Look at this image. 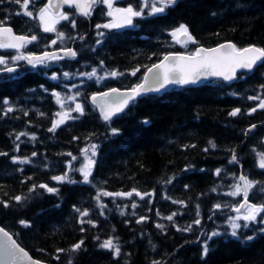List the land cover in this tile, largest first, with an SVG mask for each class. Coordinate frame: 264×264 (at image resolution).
Returning a JSON list of instances; mask_svg holds the SVG:
<instances>
[{
    "label": "trees",
    "instance_id": "trees-1",
    "mask_svg": "<svg viewBox=\"0 0 264 264\" xmlns=\"http://www.w3.org/2000/svg\"><path fill=\"white\" fill-rule=\"evenodd\" d=\"M46 3L34 0L28 10L36 17ZM116 5L143 8L144 16L136 17L133 26L106 29L96 27L111 19L103 4L95 7L89 19L68 10L70 19L57 28L64 33L61 41L57 32L45 34L38 18L16 15L23 12L20 4L0 2L3 26L40 38L28 44L26 52L70 47L76 51L75 58L62 57L35 67L14 59L15 52L3 54L6 64L0 69L17 65L20 71L0 76V153H7L0 155V201L8 204L0 203V226L33 258L47 264H264V232L259 231L264 224L244 228L245 221H236L242 225L239 239L231 237L229 226L230 218L237 216L234 209L244 201L243 191L229 195L237 185L242 189L241 175L254 184L249 203L264 204V169L259 166V154L264 153V109L259 107L264 100V63L239 75L232 85L215 80L150 95L107 123L90 103L95 93L135 87L147 69L169 53L192 54L199 47L227 41L238 48H264V0H178L152 16L141 0H118ZM181 24L197 43H176L170 33ZM52 40L57 43L53 45ZM137 68L136 75H131ZM93 70L96 77L89 79L85 74ZM113 71L122 75L112 77ZM65 72L70 78L64 77ZM53 93L60 94L63 107ZM76 103L83 106V115L73 110ZM10 106L14 110L7 112ZM237 108V116L229 115ZM64 111L68 119L49 132L59 120L57 113ZM144 120L149 123L145 125ZM253 125L256 128L246 137ZM21 132L26 135L17 140ZM92 144L97 146L95 164L90 183H84L78 169L84 166L83 150H90ZM233 151L238 162H230ZM14 157L30 163L13 162ZM65 174L76 183L52 179ZM40 184L58 191L50 193ZM33 186L35 191H30ZM133 189L154 195L144 199L135 192L130 198L100 195ZM16 196L24 199L17 202ZM217 204L221 207L215 208ZM84 210L89 215L81 217ZM173 212L177 215L172 221L165 219ZM197 219L199 225L194 223ZM189 226L191 231H185ZM213 231L221 235L209 240ZM248 235L255 239L246 241ZM108 239L119 245V256L100 247ZM81 240V249L72 251ZM204 243L209 248L207 256L202 255Z\"/></svg>",
    "mask_w": 264,
    "mask_h": 264
},
{
    "label": "snow or ice",
    "instance_id": "snow-or-ice-1",
    "mask_svg": "<svg viewBox=\"0 0 264 264\" xmlns=\"http://www.w3.org/2000/svg\"><path fill=\"white\" fill-rule=\"evenodd\" d=\"M2 2V0H0ZM9 2H14L17 4H20L21 8L23 9V12H17L16 15H26L29 18L39 19V22L42 26V29L44 32H57L56 25L62 21V20H69V15L63 13L60 11L62 5H68L69 7H76L79 9L80 14L87 17L91 14V10L93 6L96 4H103L107 7V15L110 17H113V21L111 23H106L103 25H97V28H106V29H120L128 26H133V18L135 17H143L144 12L143 8L141 10H135L132 6H128L126 8H119L114 7L115 0H47V4L43 7H41L37 13V16H33V12L28 10L29 4L34 3V0H9ZM178 0H152L151 2V9L148 13V15H156L159 13H164L166 8L173 7L177 4ZM149 0H143V7H148ZM157 4H160L161 6L157 7ZM71 26L75 28L76 24L73 20L71 22ZM100 35H103V33H99ZM170 35L174 38H176V43H182L183 46H186L188 43L195 44L197 41L192 36V34L189 32V29L186 25L181 24L178 28L173 30ZM185 37L186 39L181 42L179 37ZM57 38L61 41L64 39V33L63 32H57ZM37 37L35 35H32L31 37H28L26 35H16L13 33L12 29L10 27L3 26V21H0V48H12L19 50L20 48L26 46L29 43H32L33 41H36ZM51 43L54 45L56 44V40H52ZM66 56H69L71 58H75L76 52L72 50H66L65 52ZM61 57H58L55 53H47L45 52L42 56H16L14 59H24L29 64H32L33 67H35L37 64H45L46 61L49 60H57ZM264 62V48L255 47V46H249L244 48H238L235 44L227 43V44H221L217 48L212 49H205L203 47H199L195 50L194 53H192L189 56H180V55H174L169 54L164 56L163 60L160 63L154 64L151 68H148L147 71L149 73H153L155 78L159 81L158 87H145V83H141L136 85V87L132 88L130 90V93H120L118 89L112 88L109 92H103L100 95L102 97H110L113 93L117 94L119 96V101L115 104L114 107L105 104L101 107V111L103 114V119L108 122L112 119V116L123 112L124 108L127 107L129 100H134L136 97L142 95L145 92L150 91H160V89L164 88L167 84H196L198 83L202 78L206 79L209 76H216L221 77L225 81H232L237 78L236 73L238 69H246L248 71H252L254 67L258 64ZM6 64V61L4 58L0 57V65ZM8 72L15 71L14 68L8 67ZM139 71V68L132 71L131 75H136V72ZM65 78H70L69 73L65 72L64 74ZM85 75L88 76L89 79H92L93 77H96V71L93 70L90 74L86 73ZM112 77H116L118 75H122V73H117L113 71L110 74ZM53 80H56L57 77L54 75L52 76ZM102 79V78H98ZM144 81H148V76L144 77ZM54 96L57 98V103L61 104V107H63V104L61 103V98L59 93H53ZM249 99H260L259 97H248ZM70 99L75 100V97H71ZM91 100L93 103H96L98 100V97L96 95H93L91 97ZM5 104H8L9 102L7 100L4 101ZM99 106V105H98ZM259 107L261 109H264V100H260ZM105 108H107V111H105ZM14 109L10 106L7 108V112H12ZM74 111L79 112L81 115H83V106L79 103L75 105ZM252 112L256 111V108H253L251 110ZM240 112V109L237 108L233 110L229 115L231 116H237ZM27 115V113H25ZM57 116H60L61 119L56 120L53 122L52 127L48 129L49 132H55L57 127L65 123V120L68 118V113H57ZM143 123L147 125L149 123L148 120H144ZM252 127H255L253 125ZM112 133L118 134L117 129H112ZM26 133L21 132L16 136V139L19 140L20 136H24ZM31 139L35 140L36 137L33 135ZM212 146V148H215L216 145L214 142H209ZM96 145L92 144L90 145V148L92 150V157L96 155ZM192 147H195V145H192ZM16 151H19V145L16 146ZM205 151H208V149H204ZM85 154L89 151L88 148L83 150ZM0 155H7V153H0ZM35 155V153H33ZM68 155H71V153H68ZM261 156L260 160V168L264 169V153L259 154ZM88 163L85 164L82 168L78 169L79 172L83 175V182L84 183H90L89 177L91 176V167L95 164V160L91 157H86ZM75 159V157H73ZM13 162H18L20 164H27L30 163L27 159H17L14 157ZM230 162H238L237 157L235 155V152L233 151V155ZM22 171V169H21ZM220 169H217L216 174L219 175ZM52 179L56 180L57 182L63 183H76L74 180H68L67 175L64 176H54ZM240 180L244 181V188L241 189L239 185L235 186L236 191L229 193V195H239L241 191L244 193V203L240 204L239 207L235 208L234 211H236L238 214L241 212V209H245V213L243 215H237L235 218H230L229 220V226L232 229L230 235L233 238L239 239L238 230L242 227L240 223H237L238 220L245 221L243 227L248 228L250 223H261L264 224V216L261 214L264 213V204L262 205H255L250 204L248 202V190L251 189L254 184L252 181H249L246 177L241 176ZM171 183V180L168 181ZM35 187L33 186L30 191H35ZM38 187L46 189L48 192L53 193L57 192L58 189L48 187L46 184H40ZM215 191V189H213ZM133 192H135V195L140 197V199H144L145 196H152L154 193H140L133 189L132 192L128 193H111V192H102L100 195L103 196H118V197H127L130 198L133 195ZM167 198V197H165ZM14 199L17 202H20L22 197L16 196ZM97 201H99L100 196L98 195L96 197ZM0 203L3 204L4 207H8V204L4 201H0ZM172 203H180L183 204L182 201H175L173 200ZM99 207L105 208L107 205L100 204ZM127 207V206H125ZM132 207L135 208L136 204L133 203ZM199 206H197L198 208ZM221 206L219 204L215 205V208H220ZM77 212H80V209H76ZM81 217L88 216L89 213L87 210H84L80 213ZM103 214V213H101ZM124 213L121 212V215ZM159 214V213H158ZM177 215V213L173 212L171 215L165 217V219L172 221L173 218ZM197 215H199V212H197ZM259 218V219H258ZM143 220V218H141ZM92 223V221H84L81 220V223ZM138 223L141 221H137ZM22 225L25 227H30L31 225L26 221H20ZM195 224L199 225L200 220L197 219L194 221ZM159 228H163L162 225H157ZM83 231V229H81ZM181 229L177 228V231H180ZM185 231H191V226L184 229ZM259 231L264 232V228L259 229ZM221 233L217 231H213L209 236L208 239L211 240L212 237L219 236ZM6 238V239H5ZM255 237L253 235H248L245 237L246 241H252ZM84 241L81 240L79 243H76L72 247V251H77L81 249V246L83 245ZM100 247L106 248L109 250L114 251V254L116 256H119L120 254V248L119 245L114 244L111 239L105 240ZM58 252L65 251L64 249H58ZM209 252L208 244L204 243L202 248V255L207 256ZM17 253H22L24 257H27L28 260L32 262V264H41L40 261L33 260L31 256L28 255L27 252L24 251L23 248H20L18 244H16L15 240L12 239V237L9 235L7 231H5L3 228H0V255H9V256H16L17 259L19 257L17 256ZM59 257H57L58 259ZM69 264H71V261H69ZM154 264H158V262H154Z\"/></svg>",
    "mask_w": 264,
    "mask_h": 264
},
{
    "label": "water",
    "instance_id": "water-1",
    "mask_svg": "<svg viewBox=\"0 0 264 264\" xmlns=\"http://www.w3.org/2000/svg\"><path fill=\"white\" fill-rule=\"evenodd\" d=\"M142 1H143V0H142ZM149 1H152V0H149ZM54 2H55V0H54ZM96 5H97V4H96ZM96 5H95V6H96ZM95 6H93V8H92V10H91V13H92V11H93V9H94ZM65 7H69V6H68V5H62L60 11L63 12V10H64ZM70 8H75V9L77 10L78 15H79L81 18L88 19L89 16H90V15H89V16L85 17V16L81 15L79 9H77L76 7H70ZM11 29H12V28H11ZM12 31H13V29H12ZM13 33H14V31H13ZM14 34H15V33H14ZM179 39L181 40V42H183L186 38L183 37V36H181V37H179ZM227 43L235 44V43H233V42H231V41H227V42H224V43H222V44H227ZM181 44H182V43H181ZM220 45H221V44H219V45H217V46H214V47H212V48H217V47H219ZM248 47H249V46H248ZM255 47H257V46H255ZM23 48H24V47L20 48L19 50H17V49H14V50L20 51V50H23ZM203 48H205V49H212V48H206V47H203ZM68 50H69V49H68ZM70 50H72V51L75 52L74 48H71ZM65 52H66V50H58V51L48 52V53H50V54H51V53H55L57 56H58V55H60V56H66V55H65ZM169 54L180 55V56H189V55H191V54H186V53H181V52H179V53H169ZM169 54H167V55H169ZM42 55H43V54L38 55V56H42ZM66 57L71 58V57H69V56H66ZM162 60H163V59H162ZM162 60H161V61H162ZM161 61H159L158 63H160ZM262 63H264V62L258 63V64L254 67V69H253L252 71H248V70H246V69H238V70H237V73H236L237 78L234 79V80H232V81H225V80H223L221 77L209 76V77H207L206 79L202 78V79H201L198 83H196V84H187V85H186V84H176V83H172V84H167L164 88L160 89V91H150V92H145V93H143L142 95L136 97L134 100H129L127 107L124 108V111H123V112H120V113H118V114H116V115H114V116H112V119H111V120L116 119L117 117L123 115V114H124L129 108H130L131 104H133V103H135V102H137V101H139V100H141V99H143V98H146V97H148V96H150V95H159V94H162L163 92H165V91H167V90H169V89H171V88H173V87H176V86H181V87H200V86H202V85H204V84L210 83V82L215 81V80H222V81H224L226 84L232 85V84H234V83L237 81V79H238V77H239L240 74H242V73H247V72H248V73H249V72H253V71L256 70V69H257ZM27 64H28V65H32V64H29L28 62H27ZM156 64H157V63H156ZM152 66H153V65H152ZM152 66H151V67H152ZM151 67H150V68H151ZM14 69H15V71H13V72H8L7 69H6V70H3V71H0V75H1V74H12V73H16V72L19 70V68H17V67H15ZM145 76H148V81H147V82L144 81V77H145ZM144 77H143V80H142L141 83H145V87H153V88H155V87H158V86H159V81L155 78V76H154L153 73H149L148 71H146ZM141 83H140V84H141ZM111 89H112V88H111ZM111 89H108V90H105V91H102V92H99V93H95V94H93V95H96V96L98 97V100H97L96 103H93L92 100H91V97H92L93 95L90 97V103H91L94 107H96V109L98 110V112H99V114H100V116H101L102 118H103V114H102V111H101V107H100V106H104L105 104H107V105H110V106L114 107L115 104L119 101V96H118L117 94H115V93H113L110 97H102V96L100 95V94L103 93V92H109ZM116 89H118L120 93H125V94H127V93H130V90H131L132 88H130V89H120V88H117V87H116ZM98 105H99V106H98ZM105 111H107V108H105ZM103 120H104V119H103ZM111 120H110V121H111ZM104 121H105V120H104ZM105 122H106V121H105ZM108 122H109V121H108ZM106 123H107V122H106ZM255 128H256V126H255V127H251V128H249L248 131H247V133H246V137H248V136L250 135V133H251ZM241 176H243V175H241ZM240 183H241V185H242V188H244V181L240 180ZM249 193H250V191L248 190V196H249ZM243 196H244V193H243ZM248 202H249V201H248ZM243 203H244V201L242 202V204H243ZM244 211H245V209H241V212H240L239 214L243 213ZM234 212L237 213L236 211H234ZM237 214H238V213H237ZM0 228H3V227L0 226ZM3 229H4V228H3ZM4 230H5V229H4ZM5 231H7V230H5ZM7 232H8V231H7ZM8 233H9V235L12 237V239L15 240L16 244H18V245L20 246V248H23V247L18 243V241L15 239V237H14L10 232H8ZM5 239H6V238H5ZM23 249H24V248H23ZM24 251L27 252L29 256H31V254H30L26 249H24ZM17 256L19 257V259H17L16 256L0 255V264H32V262H31L30 260H28L27 257H24L22 253H17ZM31 257H32V256H31ZM32 259H33V260H37V259H35V258H33V257H32ZM37 261H39V260H37ZM40 262H41V264H47V263L42 262V261H40Z\"/></svg>",
    "mask_w": 264,
    "mask_h": 264
},
{
    "label": "flooded vegetation",
    "instance_id": "flooded-vegetation-1",
    "mask_svg": "<svg viewBox=\"0 0 264 264\" xmlns=\"http://www.w3.org/2000/svg\"><path fill=\"white\" fill-rule=\"evenodd\" d=\"M68 10H73V8L65 7L64 10H63V13L69 15V19H70V14H69V11H68ZM66 22H68V20H66V21H65V20L60 21V22L56 25V29H57L59 26H61L63 23H66ZM33 30H36V28L34 27ZM47 33H48V34H54L55 32H52V33L47 32ZM45 34H46V33H45ZM45 34L42 32L41 35H45ZM16 35H23V34H16ZM28 36H29V35H28ZM30 37H31V36H30ZM36 37H37V39H40L38 36H36ZM34 42H35V41H33L32 43H34ZM56 43H57V41H56ZM29 44H31V43H29ZM27 45H28V44H27ZM27 45L25 46V48H24L23 51H17V50H14V49H12V48H0V57H2V58L5 59V57L3 56V54H4V53H8V52H12V53L16 52V53H17L16 56H20V55H24V56H29V55H30V56H38V55L44 53V52H41V53H40V49H39V50L36 49V50H35L36 53H34V50L28 53V52H26ZM54 45H55V44H54ZM60 49H68V48H60ZM35 54H36V55H35ZM61 58H62V57H61ZM18 61L25 63V66H27V64H26V60H24V59H18ZM37 65H39V64H37ZM7 66H9V65H6V67H7ZM14 66H17V65H14ZM28 67H30V66H28Z\"/></svg>",
    "mask_w": 264,
    "mask_h": 264
},
{
    "label": "rangeland",
    "instance_id": "rangeland-1",
    "mask_svg": "<svg viewBox=\"0 0 264 264\" xmlns=\"http://www.w3.org/2000/svg\"><path fill=\"white\" fill-rule=\"evenodd\" d=\"M118 0H115V2H114V7H118L117 5H116V2H117ZM157 7H159V6H157ZM120 8V7H119ZM126 8V7H125ZM144 8H146V7H144ZM147 8H149V9H151V5H148V7ZM108 10V9H107ZM136 10V9H135ZM136 18V17H135ZM135 18H133V20L135 19ZM113 21V17H111V19H110V21H109V23H111ZM59 119H61V117H59ZM68 119V118H67ZM66 119V120H67ZM65 120V121H66ZM96 156V155H95ZM95 156L94 157H92V150L90 149L88 152H87V154H85V161H84V165L85 164H87L88 163V161H87V158L86 157H91L92 159H94L95 160ZM91 167V173H92V171H93V168H94V165H92V166H90ZM245 213V212H244ZM243 213V214H244ZM243 214H237V215H243Z\"/></svg>",
    "mask_w": 264,
    "mask_h": 264
},
{
    "label": "bare ground",
    "instance_id": "bare-ground-1",
    "mask_svg": "<svg viewBox=\"0 0 264 264\" xmlns=\"http://www.w3.org/2000/svg\"><path fill=\"white\" fill-rule=\"evenodd\" d=\"M202 46H203V44H202ZM36 49H37V48H36ZM36 49H35V50H36ZM41 49H42V48H41ZM35 50H34V53H36ZM15 53H16V52H15ZM40 53H41V52H40ZM6 55H7V54H6ZM35 55H36V54H35ZM7 56H8V55H7ZM29 56H30V55H29ZM228 85H229V84H228ZM202 86H203V85H202ZM141 100H142V99H141ZM76 104H77V103H76ZM64 112H65V111H64ZM119 117H121V116H119ZM111 148H112V147H111ZM113 148H114V147H113ZM99 159H100V158H99ZM238 233H240V232H238ZM248 233H249V232H248Z\"/></svg>",
    "mask_w": 264,
    "mask_h": 264
}]
</instances>
